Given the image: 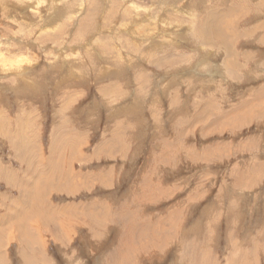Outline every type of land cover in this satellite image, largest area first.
Instances as JSON below:
<instances>
[{
  "label": "rangeland",
  "instance_id": "obj_1",
  "mask_svg": "<svg viewBox=\"0 0 264 264\" xmlns=\"http://www.w3.org/2000/svg\"><path fill=\"white\" fill-rule=\"evenodd\" d=\"M0 264H264V0H0Z\"/></svg>",
  "mask_w": 264,
  "mask_h": 264
},
{
  "label": "bare ground",
  "instance_id": "obj_2",
  "mask_svg": "<svg viewBox=\"0 0 264 264\" xmlns=\"http://www.w3.org/2000/svg\"><path fill=\"white\" fill-rule=\"evenodd\" d=\"M29 196V195H28ZM24 198V197H23ZM25 198H27V197H25ZM36 199V198H35ZM26 202V201H25ZM18 215V214H17Z\"/></svg>",
  "mask_w": 264,
  "mask_h": 264
}]
</instances>
